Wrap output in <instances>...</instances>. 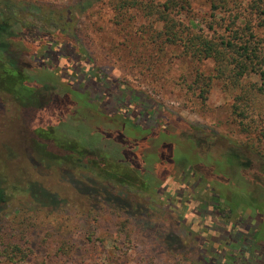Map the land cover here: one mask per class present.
<instances>
[{
  "label": "rangeland",
  "instance_id": "374dc122",
  "mask_svg": "<svg viewBox=\"0 0 264 264\" xmlns=\"http://www.w3.org/2000/svg\"><path fill=\"white\" fill-rule=\"evenodd\" d=\"M18 1L28 11L22 13L26 20L38 26L45 24L57 40L63 38L65 32L52 24L51 19L61 25L72 15L75 22L71 32L85 57L79 69L77 64L71 66V75L75 77L72 83L63 79L60 82L46 80V90L39 87L34 103L43 108L38 110L44 112V122H38L36 129L21 106L8 94L0 93L2 176L30 187L31 192H49L57 197V204L41 201L46 203L44 210L51 219H47L49 223L31 227L21 239L27 247V259L7 263L0 256V264H264V174L260 172L264 170V97H253L251 111L256 122L249 120V123L258 127L243 131L233 113L234 105L239 103V90L230 88L226 80L214 79L206 100L202 101L199 93L207 89L204 84L207 80L195 81L200 73L214 75V62L206 60L199 65L185 57L177 46L161 50L148 44L150 28L161 29L155 18L144 17L131 9L127 20L118 24L117 11L110 0ZM190 1L194 20L200 21L199 29L207 32L204 21L211 13L209 1ZM240 1L245 8L250 0ZM0 2V12H5L6 1ZM225 15L222 11L216 12L217 18ZM245 17H249L246 10L241 20ZM252 23L255 27L256 20ZM255 31L264 36V29L255 27ZM216 32L223 33V29H216ZM19 36L34 44L32 54V51L15 50L20 69L32 78L38 76L40 66H49L60 74L61 62L43 65L41 58L45 59V53L56 55L57 52L47 50L37 32L31 35L21 30ZM58 55L64 56L59 52ZM87 63L150 101L153 110L145 104V114L140 116L144 123L138 122L141 132L129 126L133 124L132 108L128 107V114L120 105L110 104L105 88L89 94V106L69 94L71 90L81 93L86 89L84 80L90 71L81 73ZM256 80L251 76L244 79V83ZM52 106L58 109L59 116H45ZM36 130L39 135L46 136L42 138L55 140L54 143L86 141L92 145L93 158L105 153L111 157V152L118 159H126L124 153L127 150L129 153V149L121 139L132 147L130 151L139 159L141 169L163 182L168 180L169 185L158 195H152L151 213H147L142 225L133 222L130 236L125 238L117 229L121 217L111 212L106 204L94 219L78 216L72 204L79 192L90 193L106 185L85 168L72 163L49 162L46 155L37 152ZM260 133L261 156L237 145L250 146L251 141L259 139ZM196 139L200 141L196 143ZM183 154L188 163L212 181L209 186L213 188L205 198L221 197L218 201L234 207V214L220 218L210 215L213 200L205 205L208 207L201 219L185 209L172 193L181 183L182 171L176 162ZM232 155L238 159L229 163ZM239 155L249 162L247 171L239 165ZM193 177H185L187 186L197 179V175ZM135 190H129V198H133ZM17 197L6 207L7 212H18L14 205L18 203ZM22 206L26 212L34 213L33 209L40 204L28 195ZM165 235H171L175 245H166L162 239ZM63 241L72 245L68 254L59 250Z\"/></svg>",
  "mask_w": 264,
  "mask_h": 264
},
{
  "label": "trees",
  "instance_id": "16d2710c",
  "mask_svg": "<svg viewBox=\"0 0 264 264\" xmlns=\"http://www.w3.org/2000/svg\"><path fill=\"white\" fill-rule=\"evenodd\" d=\"M5 1L4 5L7 10L0 12V93L8 94L9 98L20 105L25 115L33 122L31 126L36 129L39 126L38 122H44L42 115L44 112L38 110L43 108H39L40 105L34 103L37 100L35 98L40 88L43 87L41 90H46L44 81L56 80L55 82H60L63 79L65 82L68 80V83H72L75 77L71 75V66L77 64V69H79L78 65H82L85 53L74 41L75 37L71 31L75 21L72 15L66 19V22L62 21L61 25H57L51 19L52 24L59 26L65 32L64 39L60 38L57 40L53 33L48 32L49 29L45 24L38 26L35 22L29 23L25 19L23 14L24 12L28 13V11L21 6L18 0ZM208 1L211 13L204 22L209 32H204L201 28L199 29L200 26L198 27L201 22L194 20L190 0H164L162 2L156 0H110L117 11L118 24L127 20L128 12L131 9L140 12L144 17L155 18L161 24L160 30L150 28L148 44L157 46L161 50L177 46L185 57L191 58L199 65L206 60L213 61L215 65L214 75L207 76L200 73V76L195 81L200 83L205 81V79L207 80L204 82L207 89L199 93V98L202 101L206 100L205 96L212 80H226L230 88L238 89L240 92L237 98L239 103L233 107V113L238 119L239 128H243V131L248 130V128L256 129L258 126H252L249 120L252 123L256 122L253 119L254 113L251 111V108H253V97H264V36H259L255 31V27L264 29V0H250L245 8L242 7L240 0ZM245 10L249 17H245L243 21L241 16ZM221 11L224 14L226 13V15L217 18L216 12ZM253 20H256L255 27L252 23ZM216 29H223V33H217ZM21 30L27 31V34L31 35L37 32L42 43L47 45V50L57 52L56 55L45 53L46 57L45 59L41 58V61L43 60V65H45V62L50 64L61 62L63 66L62 68L59 67L60 74L56 72V69V71L54 69L51 70L49 66H40L37 69L38 76L32 78L23 68L20 69L15 50L32 51L30 53H34L31 50L34 44L19 36ZM58 52L64 56L58 55ZM66 56H70L72 59H68ZM86 65V68L81 69V74H85L87 70L90 71L85 76L86 81L84 80L86 89L81 93L71 90L69 94L78 101H82L84 105L89 106L88 100L90 95L94 94V90L100 92L101 89L105 88L107 101L110 104L120 105L124 113H128V107L132 108L133 124L129 126L133 130L141 132V125L138 122L144 123L140 120V116L145 114L143 109L145 104L150 111L153 110L150 101L143 94L132 92L124 84L93 69L89 63ZM251 76L256 77V82L251 84L244 83V79ZM50 109V113L45 114V116H59L57 114L58 109L55 106ZM34 115L37 116L33 117ZM124 117H126L125 114ZM125 121L127 122V120ZM36 134L37 152L43 156L46 155L45 158L48 157L49 162L59 165L72 163L75 167L85 168L99 177L103 184L106 185L102 186L100 190L97 189V191L90 193L78 191V198H75L72 204L78 216L84 217L86 220L94 219L96 214L102 209V206L106 204L110 207L109 210L111 212L121 217L117 229L118 232L124 234L125 238H129L130 225L133 222L142 225L147 213H151L152 195H158L169 185L168 180L163 182L158 177L149 175L141 169L139 159L130 151L132 147L121 139L119 140L124 145H127L126 147L129 149V153L127 148L126 153H124L126 159H118L111 152L109 153L111 157L105 156V153L93 158L90 150L92 145H88L86 141L61 144L59 142L54 143L55 140L48 141V139L42 138L46 136L39 135V130H36ZM259 140H261V133L257 141H251L250 146L245 143H238L237 145H239V148L247 147L248 150L261 156L262 153L258 147ZM198 141L200 140H195L196 143ZM131 155L132 159L129 157ZM242 157L239 155V165L244 171H247L246 169L250 168L249 162L243 160ZM135 159L136 161L133 162ZM232 159L237 160L238 157L232 155L228 158V162H232ZM176 163L182 171L181 183L172 193L180 199L185 209H189V212L193 215L197 214L198 218L201 219L208 207L205 205L210 200H213V203L210 204L212 208L209 210L210 215L220 218L221 216H230L235 213L234 207H230L228 203L223 204L218 201L221 197L205 198L208 197L205 194H208L207 192L213 188L209 186L212 181L210 182L206 174L188 163L185 154L181 155ZM260 172L264 174L263 169ZM196 175L197 179L187 186L184 181L185 177L188 176L190 178L192 176L194 178L193 176ZM92 184L95 183L93 182ZM132 188L137 190H135L133 198H129V190ZM28 195L31 196L33 202L40 204L39 207L33 209L34 213L26 212V209L22 206L26 202ZM38 195H40V198ZM15 197H17L16 202L18 203H14V205L18 207L16 208L18 212H15L16 214L13 212L9 213L6 207L13 203ZM56 199L57 197L49 192H38V190L31 192L30 187L8 180L0 172V256L5 262L17 263L27 259V247L21 239L24 238L31 227L43 222L49 223L47 219L50 218L48 214H45L44 206H46V203H51L50 205L57 204ZM42 200H45L46 203L41 202ZM42 210H44V214L41 212ZM35 214H39L42 217L40 219L36 218ZM162 239L166 245H175L174 238L171 235H165ZM59 250L64 254H68V251L72 250V245L68 244L67 241H63Z\"/></svg>",
  "mask_w": 264,
  "mask_h": 264
}]
</instances>
